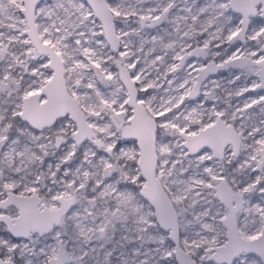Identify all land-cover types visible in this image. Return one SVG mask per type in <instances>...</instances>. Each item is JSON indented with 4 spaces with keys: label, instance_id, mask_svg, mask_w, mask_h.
Masks as SVG:
<instances>
[{
    "label": "snow or ice",
    "instance_id": "6c2138e0",
    "mask_svg": "<svg viewBox=\"0 0 264 264\" xmlns=\"http://www.w3.org/2000/svg\"><path fill=\"white\" fill-rule=\"evenodd\" d=\"M0 264H264V0H0Z\"/></svg>",
    "mask_w": 264,
    "mask_h": 264
}]
</instances>
